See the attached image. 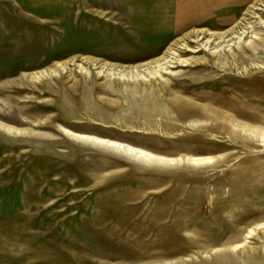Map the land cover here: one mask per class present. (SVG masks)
Segmentation results:
<instances>
[{
    "label": "rangeland",
    "instance_id": "obj_1",
    "mask_svg": "<svg viewBox=\"0 0 264 264\" xmlns=\"http://www.w3.org/2000/svg\"><path fill=\"white\" fill-rule=\"evenodd\" d=\"M0 264H264V0H0Z\"/></svg>",
    "mask_w": 264,
    "mask_h": 264
},
{
    "label": "bare ground",
    "instance_id": "obj_2",
    "mask_svg": "<svg viewBox=\"0 0 264 264\" xmlns=\"http://www.w3.org/2000/svg\"><path fill=\"white\" fill-rule=\"evenodd\" d=\"M212 38H208V39H206V41H205V44L207 45V44H209V43H212V40H211ZM226 40V39H225ZM218 43V42H217ZM187 45V44H186ZM185 46V45H184ZM208 47V46H207ZM165 60H167V58H165ZM170 60V59H169ZM167 62H169V61H167ZM158 64H160V63H158ZM165 64V63H164ZM168 64V63H167ZM170 64V63H169ZM104 141V140H103ZM109 144H111V145H115V146H121V144H119V143H117L116 141H107ZM123 146V145H122ZM129 150H131V151H134V152H136L137 154H139L140 156H142V157H145V158H158V159H163V160H173V159H170V158H167V157H165V156H161V155H157V154H154V153H152V152H149V151H146V150H143V149H139V148H133V147H129L128 148ZM133 153V152H132ZM135 153V154H136ZM141 157V158H142ZM179 158V157H178ZM211 158V157H210ZM210 158H203V157H195L193 160L195 161V162H206V161H208ZM209 162V161H208ZM208 162H206V163H208ZM203 165V164H202Z\"/></svg>",
    "mask_w": 264,
    "mask_h": 264
}]
</instances>
